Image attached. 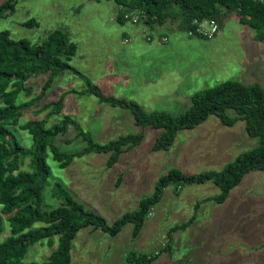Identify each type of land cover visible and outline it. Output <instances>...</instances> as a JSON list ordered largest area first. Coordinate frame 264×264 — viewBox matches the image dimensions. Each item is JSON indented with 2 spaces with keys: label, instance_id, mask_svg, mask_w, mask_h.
<instances>
[{
  "label": "rangeland",
  "instance_id": "1",
  "mask_svg": "<svg viewBox=\"0 0 264 264\" xmlns=\"http://www.w3.org/2000/svg\"><path fill=\"white\" fill-rule=\"evenodd\" d=\"M118 11L113 1L107 0H17L13 13L0 20V30L9 31L14 40L36 45L57 30L66 33L77 47L69 65L81 76L65 72L56 77L42 101L25 110L14 128L24 148L32 147L33 138L18 127L29 120H46V126L52 127L70 117L98 144L139 131L126 109L101 103L93 95L73 93L84 90L87 82L104 96L132 100L148 112L175 116L191 106L193 93L223 81L259 84L264 89V41L255 40V30L241 24L235 14L213 38L200 39L175 29L174 21L153 30L142 22L121 25L115 19ZM29 20L36 24L24 25ZM202 27L209 30L207 23ZM159 35H165L167 42L160 43ZM47 78V74L31 77L27 82L31 95L21 93L18 102L37 96ZM63 94L62 114L49 117V109L42 110V105L57 101ZM160 132L145 129L141 144L121 154L110 168L106 166L107 154L90 153L59 168L48 152L51 174L43 191L42 209L50 211L61 204L51 196L52 187L59 183L86 210L111 225L151 196L158 178L169 170L178 169L183 174L220 171L257 145V139L246 134L244 122L226 127L214 115L193 130L178 132L168 150L153 152L151 145ZM75 134L69 125L54 144L63 153H76L85 143L75 139ZM28 164L29 159H25L21 169L28 171ZM173 189L170 185L164 190L136 239H132L130 223L115 237L92 227L81 229L72 242L71 264H129L125 260L128 252L153 255L167 242L171 243L169 253H160L152 264H264V171L246 174L224 203L205 201L220 193L210 182L186 185L177 195ZM194 214L195 221L189 227L173 232L168 239L172 227ZM42 226L35 223L33 227ZM9 234L5 224L0 243ZM53 241L52 247L47 241L31 246L24 261H45L57 248L58 238Z\"/></svg>",
  "mask_w": 264,
  "mask_h": 264
},
{
  "label": "trees",
  "instance_id": "2",
  "mask_svg": "<svg viewBox=\"0 0 264 264\" xmlns=\"http://www.w3.org/2000/svg\"><path fill=\"white\" fill-rule=\"evenodd\" d=\"M113 1L119 11L117 23L124 25L133 16L138 17L150 30L176 22L175 29L191 33V37L208 39L197 32L200 23L214 20L219 31L232 14L241 24L255 30L254 39L264 41V4L254 0H107ZM17 0H5L0 3V20L12 14ZM126 16L129 18H126ZM198 24H195L194 21ZM34 20L24 25L33 27ZM77 47L70 42L66 33L54 30L40 44L33 45L25 39L14 40L9 31L0 30V234L9 228V236L0 243V264H71L72 242L77 233L86 227L94 231L115 237L126 224H132V239H136L152 209L160 202L164 190L174 186V193L186 185H203L208 182L217 186L219 195L212 200L224 203L230 191L238 186L244 176L254 171H264V89L259 84L246 85L236 80L220 82L213 87L203 89L190 96L191 106L180 115L168 112H148L137 102L124 98L107 97L90 82L82 91H73L78 95H93L101 103L113 108H124L133 117L139 131L121 135L106 143L98 144L91 135L84 132L70 118L63 117L52 127L46 126V120H29L18 128L33 138L31 148H24L13 133L19 125L22 113L39 104L53 80L65 72L81 76L80 72L70 67L69 62L76 54ZM48 75L41 92L28 101L18 102L21 93L27 97L31 89L29 79L37 75ZM85 79V78H84ZM63 94L57 101L43 104L42 110L49 109L48 116L62 114ZM216 116L226 127H233L238 121L244 122L248 137L257 139V145L237 155L220 171H207L197 174H183L172 169L160 176L151 196L143 198L136 210L122 215L111 225L99 215L88 211L71 197L66 190L56 183L51 189V196L61 204L50 210L42 209L43 191L49 185L51 171L47 164L49 153L59 168H66L74 158L84 155L107 154L106 166L115 165L121 154L141 144L145 129L160 130L151 145V151H166L173 144L178 132L193 130L204 123L209 116ZM74 127L75 139H81L85 147L76 153H63L54 144L57 136L66 132L68 126ZM68 142H71L69 140ZM49 152V153H48ZM25 159H29V170L21 169ZM200 203L196 205L198 208ZM190 219L176 225L168 232L171 239L173 232L185 230L195 221ZM35 223L44 226L34 228ZM58 238L57 248L42 262H25L28 249L43 241L53 246V238ZM171 243L167 242L157 253L146 254L128 252L125 260L129 264H152L162 252L169 253Z\"/></svg>",
  "mask_w": 264,
  "mask_h": 264
},
{
  "label": "built area",
  "instance_id": "3",
  "mask_svg": "<svg viewBox=\"0 0 264 264\" xmlns=\"http://www.w3.org/2000/svg\"><path fill=\"white\" fill-rule=\"evenodd\" d=\"M126 18H128V17L126 16ZM129 21L132 24H137L138 23V17L133 16ZM194 23L198 24V22L196 20L194 21ZM202 23H207L209 25V30L203 29ZM202 23L198 24L199 28L197 29V32L202 34L203 36H205L208 39L213 38L217 34V32L219 31L218 24L214 20H207V21H204ZM191 35H192L191 33H188V36H191ZM162 41H166V39H162Z\"/></svg>",
  "mask_w": 264,
  "mask_h": 264
},
{
  "label": "crops",
  "instance_id": "4",
  "mask_svg": "<svg viewBox=\"0 0 264 264\" xmlns=\"http://www.w3.org/2000/svg\"><path fill=\"white\" fill-rule=\"evenodd\" d=\"M123 37H124V41L127 42V37L124 36V35H123ZM162 39H166V41H162ZM151 40H152V39H151ZM151 40H150L149 38L146 39V41H150V42H151ZM161 41H162V43H163V42H167V38H166L165 35H159V42L161 43Z\"/></svg>",
  "mask_w": 264,
  "mask_h": 264
},
{
  "label": "water",
  "instance_id": "5",
  "mask_svg": "<svg viewBox=\"0 0 264 264\" xmlns=\"http://www.w3.org/2000/svg\"><path fill=\"white\" fill-rule=\"evenodd\" d=\"M254 1H259V2H262L264 4V0H254Z\"/></svg>",
  "mask_w": 264,
  "mask_h": 264
}]
</instances>
